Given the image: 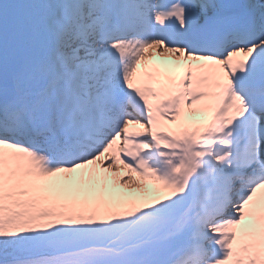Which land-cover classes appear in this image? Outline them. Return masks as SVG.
Wrapping results in <instances>:
<instances>
[{
  "label": "snow or ice",
  "instance_id": "6c2138e0",
  "mask_svg": "<svg viewBox=\"0 0 264 264\" xmlns=\"http://www.w3.org/2000/svg\"><path fill=\"white\" fill-rule=\"evenodd\" d=\"M0 264H264V0H0Z\"/></svg>",
  "mask_w": 264,
  "mask_h": 264
},
{
  "label": "bare ground",
  "instance_id": "6f19581e",
  "mask_svg": "<svg viewBox=\"0 0 264 264\" xmlns=\"http://www.w3.org/2000/svg\"><path fill=\"white\" fill-rule=\"evenodd\" d=\"M156 54H158L159 55V53L157 52ZM160 62H162V61H160Z\"/></svg>",
  "mask_w": 264,
  "mask_h": 264
}]
</instances>
